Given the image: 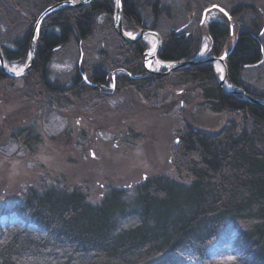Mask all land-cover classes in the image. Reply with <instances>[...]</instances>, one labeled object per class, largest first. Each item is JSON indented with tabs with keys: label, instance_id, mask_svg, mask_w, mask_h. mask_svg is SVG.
Here are the masks:
<instances>
[{
	"label": "trees",
	"instance_id": "trees-1",
	"mask_svg": "<svg viewBox=\"0 0 264 264\" xmlns=\"http://www.w3.org/2000/svg\"><path fill=\"white\" fill-rule=\"evenodd\" d=\"M158 3H153L150 13H143L135 2L123 0L124 29L137 33L152 20L150 28L162 37L159 58L164 61L193 59L204 35L208 36L211 56L229 51L236 39L227 58V80L264 98V91L256 93L252 88L264 78V32L259 19L252 18L241 28L237 15L245 7H235L229 11L232 34L231 21L225 15L204 26L203 10L186 8L187 20L162 33ZM47 6L40 10L30 2L0 0L4 35L12 36L14 43V47L1 44L7 62L26 63L35 22ZM114 7V0H96L54 11L44 19L34 66L21 77L32 93L36 89L43 103L60 105L69 97L109 94L106 88L93 85L101 81L113 93L135 90L147 98L163 87L162 82L170 81L175 86L196 87L211 111L237 113L241 122L229 121L217 133L189 125L177 132L172 167L183 179L160 175L144 179L132 191L109 187L98 204L90 203L80 188L28 189L22 202L14 206L23 223H0V264L207 261L208 248L222 232L243 222L246 228L240 229L233 241L236 258L226 264H264V104L224 92L218 84L219 74L209 62L168 75L147 74L142 62L148 46L144 41L126 42L118 35ZM99 14L107 18L102 25L97 20ZM69 44L75 45L79 56L101 52L105 60L90 66L77 64L72 81L63 85L49 78V64L54 54ZM249 69L257 70L252 85L244 76ZM17 79L0 71V82L11 84Z\"/></svg>",
	"mask_w": 264,
	"mask_h": 264
},
{
	"label": "rangeland",
	"instance_id": "rangeland-1",
	"mask_svg": "<svg viewBox=\"0 0 264 264\" xmlns=\"http://www.w3.org/2000/svg\"><path fill=\"white\" fill-rule=\"evenodd\" d=\"M19 1L33 3L40 10L55 3L54 0ZM130 1L138 4L143 13H150L156 0ZM157 1L162 33L187 20L186 8L197 7L204 11L212 4L228 11L243 5L245 9L237 15L241 28H246L244 25L252 18L259 19L261 29L264 27V0ZM114 3L113 22L116 0ZM221 17V12L212 10L207 14L204 26ZM106 19L104 14L97 16L100 25ZM152 25V20L146 21L147 28ZM5 30L6 24L0 15V42L14 47L13 37L5 36ZM144 42L147 51L155 48L148 40ZM156 43L157 38L155 46ZM209 51V39L204 35L196 57L211 56ZM104 60L105 54L101 52L79 56L75 45L69 44L54 54L49 64V78L68 85L77 64L97 65ZM8 65L19 71L25 64L8 62ZM256 71L244 72L251 85ZM162 86L147 98L135 90L131 93L111 92L102 97L87 93L79 98L69 97L67 103L63 101L59 105L43 103L36 95L38 91L35 89L32 93L31 86L21 78L11 84L1 81L0 223H23L14 212V206L22 202L30 188H80L90 203L98 204L109 187L132 191L139 182L153 176L183 179L172 167V150L179 140L177 132L189 125L206 133H217L229 121L241 122L237 113L211 111L194 86H175L170 81L162 82ZM252 88L256 93L264 91V78ZM246 226L245 222L229 225L208 248L207 261L185 264L233 262L236 258L234 238Z\"/></svg>",
	"mask_w": 264,
	"mask_h": 264
},
{
	"label": "water",
	"instance_id": "water-1",
	"mask_svg": "<svg viewBox=\"0 0 264 264\" xmlns=\"http://www.w3.org/2000/svg\"><path fill=\"white\" fill-rule=\"evenodd\" d=\"M94 1H96V0H59L55 3H53L52 5L46 7L40 13V15L38 16V18L35 22V26L33 28L32 37H31V41H30L29 57H28L27 62L23 66V68L19 71H13L12 68L9 67L8 62L5 59L3 49H2V45L0 42V71L4 75L12 77V78L23 77L34 66L36 50H37V46H36L37 45V39H38L40 28H41V25H42L44 19L54 11H58L61 9H66V8L81 7V6L92 4ZM213 5H217V4H213ZM213 5L207 7L203 11L201 24H204L206 22V16L209 12H211L212 10H218L219 11V8H213ZM219 7H221V6H219ZM225 12L228 15H225L224 13H222V14L225 15L226 17H228V19H230V21H231V33L233 34L234 25L232 22V16L230 15V13L226 9H225ZM123 14H124L123 0H116V15H115L114 27H115V30L118 33V35L124 41L129 42V43H136L138 41H145L147 35H149V34H153L157 38L156 46L152 50V52L146 51L143 54L142 66H143L144 71L147 74L168 75V74L175 72L177 70L187 68V67L196 65L198 63H201V62H209L213 66L215 65V62H220L223 66V74L219 75L218 84L224 92L240 95L244 99H246L247 101L255 103V104H264V98H260L258 96L252 95V94L248 93L247 91H245L243 88L230 84L227 80V77H228L227 58L229 57V55L232 53V51L235 48L236 39L233 40V43H232L230 50L225 51L223 54H221L219 56L213 55V56H207V57H203V58L202 57H195V58L188 60V61H164V60L159 58V51H160V47L162 44V37L159 34V32L154 30V29H151V28L142 27V28H140V30L135 35H133V36L127 35V32L125 31V29L123 27ZM189 22L190 21H188V23ZM37 29H39V31H37ZM262 31H261V33H262ZM155 61H158L159 63H161L162 66L157 68V69H153L152 64ZM258 64L259 63H256V64H254V66H257ZM149 65H151V66H149ZM221 77H223V79H221ZM114 78H115V76H114ZM84 80L87 83L91 84L90 81H88L86 76H84ZM228 84L231 85L230 89L227 88ZM93 85H96V84H93Z\"/></svg>",
	"mask_w": 264,
	"mask_h": 264
},
{
	"label": "bare ground",
	"instance_id": "bare-ground-1",
	"mask_svg": "<svg viewBox=\"0 0 264 264\" xmlns=\"http://www.w3.org/2000/svg\"><path fill=\"white\" fill-rule=\"evenodd\" d=\"M146 40H148L149 42L152 43V46H153L152 48L155 47L156 36H154L153 34H149V35H147ZM152 50H150V51L152 52ZM161 66H162V64L159 63L158 61H155L152 64V68L153 69H157V68H159ZM214 69H215L216 72H218L219 75H222L223 74V66H222V64L220 62H215ZM227 88L230 89L231 88V85L228 84V87Z\"/></svg>",
	"mask_w": 264,
	"mask_h": 264
},
{
	"label": "snow or ice",
	"instance_id": "snow-or-ice-1",
	"mask_svg": "<svg viewBox=\"0 0 264 264\" xmlns=\"http://www.w3.org/2000/svg\"><path fill=\"white\" fill-rule=\"evenodd\" d=\"M213 8H219V11L221 12V13H224L225 15H228L226 12H225V9L224 8H222V7H219L218 5H213ZM230 18V17H229ZM37 31H39V29H37ZM127 35H129V36H132V33H127ZM206 47V46H205ZM202 55L204 54V53H201ZM149 66H151V65H149ZM13 71H16V69H12ZM221 79H223V77H221Z\"/></svg>",
	"mask_w": 264,
	"mask_h": 264
},
{
	"label": "flooded vegetation",
	"instance_id": "flooded-vegetation-1",
	"mask_svg": "<svg viewBox=\"0 0 264 264\" xmlns=\"http://www.w3.org/2000/svg\"><path fill=\"white\" fill-rule=\"evenodd\" d=\"M96 85H94V86H97V87H99V88H101L100 90H104V88H106L104 91L105 92H108V93H110V92H112V89H107V87L105 86V83L104 82H101V81H98L97 83H95Z\"/></svg>",
	"mask_w": 264,
	"mask_h": 264
}]
</instances>
